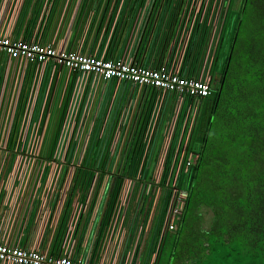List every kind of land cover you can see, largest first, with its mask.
<instances>
[{
  "label": "built area",
  "instance_id": "2783aa9c",
  "mask_svg": "<svg viewBox=\"0 0 264 264\" xmlns=\"http://www.w3.org/2000/svg\"><path fill=\"white\" fill-rule=\"evenodd\" d=\"M38 1L39 35L51 20L49 11L57 14L56 34L66 35L68 13L76 9L69 24L78 33L96 2L103 21L96 20L93 33L102 34L110 16L131 4ZM229 1L137 5L175 17L172 42L181 56L158 66L83 53L62 39L46 43L0 33V55L8 61L0 85V217L20 227L27 210L34 206L38 212L34 245L0 238V264H155L159 246L176 232L186 210L190 193L180 176L193 164L188 141L201 99L210 94L209 72ZM207 16L197 76H186L185 52L195 24ZM18 64L35 65L36 71L51 64L75 75L65 76L59 92L54 75L17 81L12 74ZM108 81L123 87L104 93L101 85ZM152 149L154 160L146 166ZM41 239L47 248L39 247ZM148 248L154 251L146 260Z\"/></svg>",
  "mask_w": 264,
  "mask_h": 264
},
{
  "label": "trees",
  "instance_id": "16d2710c",
  "mask_svg": "<svg viewBox=\"0 0 264 264\" xmlns=\"http://www.w3.org/2000/svg\"><path fill=\"white\" fill-rule=\"evenodd\" d=\"M209 18L195 24L183 60L186 76H197ZM209 73L210 94L197 108L187 146L193 164L180 176L189 199L166 263L264 264V0L229 1ZM201 207L214 214L206 231L192 224L195 218L186 226L190 208Z\"/></svg>",
  "mask_w": 264,
  "mask_h": 264
},
{
  "label": "crops",
  "instance_id": "0c3cea01",
  "mask_svg": "<svg viewBox=\"0 0 264 264\" xmlns=\"http://www.w3.org/2000/svg\"><path fill=\"white\" fill-rule=\"evenodd\" d=\"M39 6L38 0H0V33L15 38L40 39L46 43L56 40L61 41L62 39L65 45L74 47L83 53H96L112 59L125 58L144 66H158L166 62L172 63L175 58L181 56L177 49V42H172L175 33L173 29L175 17L172 18L163 8L156 10L155 13L154 11H148L149 7L145 10L136 6H122L110 16L104 33L94 34L93 28L97 23L96 20L103 21L101 8H98V3L95 2L94 7L91 9V17L87 22L85 19L84 21L81 20L82 25L85 22L86 24L82 26L78 33L73 31V27L70 29L71 25L69 24L77 11L76 9L72 12L69 11L65 21V25L69 26L66 35H63V33L56 34L59 25L54 20V16L57 14L52 10L49 11L48 15L52 21L50 20L44 25L42 35H39L36 33ZM69 16L70 19L68 20ZM177 55L179 56L177 57ZM199 59L198 65L200 64ZM7 62L6 57L0 55V85L4 80V75H8ZM198 65L195 73L198 71ZM185 68L186 66L182 68V72L186 71ZM37 69L35 65L26 64L24 67L19 64L13 65L14 74L12 75H18L17 81L20 80L22 75H24L23 78L27 75H54V81L58 84L57 90L59 92L65 76L71 75L70 79H72V76L75 75L69 73L66 69L57 70L51 64L36 71ZM25 80L26 78L22 81ZM101 87H104L103 91L105 93L114 88L123 87V85L108 81L103 82ZM4 218L5 215L0 217V235L5 236H0L3 241L27 247L34 245L38 229L36 207L33 206L27 210L24 224L20 227L13 221L7 224ZM165 239L163 242H165ZM39 247L47 248V241L41 239ZM159 260L160 257L155 264H159Z\"/></svg>",
  "mask_w": 264,
  "mask_h": 264
},
{
  "label": "rangeland",
  "instance_id": "374dc122",
  "mask_svg": "<svg viewBox=\"0 0 264 264\" xmlns=\"http://www.w3.org/2000/svg\"><path fill=\"white\" fill-rule=\"evenodd\" d=\"M234 7H238V4H234ZM228 31H225V38H227ZM195 213V216L193 215ZM191 218H195V221H192V224L195 225L197 228L201 230H208L211 225L214 224V214L213 212L206 207H201L199 209H196L195 211L192 212V208H190L189 212L187 213L186 216V226L190 223L189 220ZM185 232V231H184ZM172 243V238L170 237V234H166V239L164 242V245L162 246L161 253H160V260L159 264H166V261L169 256V251Z\"/></svg>",
  "mask_w": 264,
  "mask_h": 264
}]
</instances>
